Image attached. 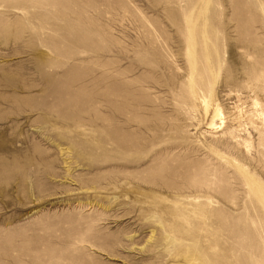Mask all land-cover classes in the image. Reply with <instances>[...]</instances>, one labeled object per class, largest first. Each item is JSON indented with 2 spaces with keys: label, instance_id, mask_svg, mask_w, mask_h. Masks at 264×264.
<instances>
[{
  "label": "rangeland",
  "instance_id": "obj_1",
  "mask_svg": "<svg viewBox=\"0 0 264 264\" xmlns=\"http://www.w3.org/2000/svg\"><path fill=\"white\" fill-rule=\"evenodd\" d=\"M0 264H264V0H0Z\"/></svg>",
  "mask_w": 264,
  "mask_h": 264
}]
</instances>
